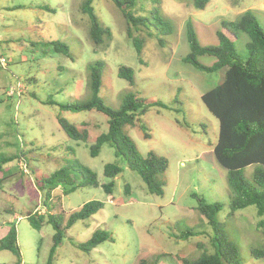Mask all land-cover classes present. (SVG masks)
Listing matches in <instances>:
<instances>
[{
    "label": "rangeland",
    "instance_id": "374dc122",
    "mask_svg": "<svg viewBox=\"0 0 264 264\" xmlns=\"http://www.w3.org/2000/svg\"><path fill=\"white\" fill-rule=\"evenodd\" d=\"M84 1L0 0V157H18L0 172V237L8 224L15 225L22 264H48L56 230L47 223L43 194L48 190H41L42 180L69 168L77 188L58 186L50 192L51 213L61 217L62 226L88 202L100 201L104 207L66 230L53 264H183V259H197L204 247L208 252L211 247L204 233L210 228L197 210L194 195L224 205L218 218L226 223L244 264H264V259L252 255L264 239V224L257 228L261 219L255 207L228 218V172L213 152L219 120L202 101V95L217 86L221 77L199 72L183 61L190 51L188 23L203 46L215 45L222 21L238 20L248 10L264 29V0H211L205 10H196L191 0H137L131 9L134 14L153 18L151 12L159 8L173 25L171 33L154 29L153 37L142 29H132L130 34L112 0H95L96 14L112 33L98 47L89 37L90 19L81 10ZM134 38L143 40L140 57ZM159 38L166 41L164 46ZM248 40L246 34L235 39L243 58L248 54ZM50 41L65 43L71 56L47 46ZM201 60L207 65L215 61L213 57ZM96 61L105 63L100 96L107 105L120 108L126 94L134 91L148 103L159 101L167 106L149 107L127 129L143 157L154 151L168 160L163 195L150 193L140 174L118 158L110 145L104 144L99 155H91V146L109 129L107 115L61 109L91 98L88 69ZM121 65L134 69V85L118 76ZM59 117L76 126L88 122V140L69 138ZM109 163L124 169L113 179L111 194L103 187L111 181L104 174ZM80 166L97 174L98 186L84 184ZM254 170V166L245 169L248 180ZM30 213L37 218L43 215L47 224L37 230L28 219ZM191 228L200 233L179 238ZM97 230L108 231L111 239L92 250L82 249L81 244ZM16 263L11 251H0V264Z\"/></svg>",
    "mask_w": 264,
    "mask_h": 264
},
{
    "label": "trees",
    "instance_id": "16d2710c",
    "mask_svg": "<svg viewBox=\"0 0 264 264\" xmlns=\"http://www.w3.org/2000/svg\"><path fill=\"white\" fill-rule=\"evenodd\" d=\"M94 1L85 0L81 10L90 19L89 37L94 46L98 47L112 33L102 24L96 14ZM136 1L112 0L125 17L130 34L132 29L146 30L151 37L154 36L156 28L161 33L173 31L172 23L161 14L159 8H155L151 12L153 18L148 15L134 14L131 9L135 6ZM210 1L191 0L196 10H205ZM241 34H246L249 38L246 43L248 53L246 58L241 57L235 46V39H238ZM217 38V44L203 46L193 24L188 23L187 40L190 51L183 61L199 72L217 74L219 78L221 77L217 86L202 95V101L219 120V138L213 152L217 163L228 172L227 180L231 190L228 218L233 217L238 211L254 206L257 217L261 219L257 223V228L260 229L264 224V29L256 15L248 10L238 20L222 21L221 28L217 31ZM165 42L163 38H159L161 46H164ZM133 43L140 57L143 40L134 38ZM46 45H53L56 52L71 56L70 49L65 43L50 41L46 42ZM206 57L215 59L212 65H207L201 60ZM104 69L103 61L89 64L91 98L86 101L77 100L62 105L61 109L73 112L96 110L107 115L109 129L106 133L99 135L95 144L91 146V155L94 157L99 155L104 144L110 145L114 148L118 158L124 160L131 170L140 174L150 193L163 195L164 174L168 168V160L154 151H150L146 157H143L127 129L134 126L138 116L144 115L149 107L165 108L167 106L159 101L148 103L145 98L134 91L126 94L120 108L107 105L100 96ZM118 76L127 80L131 86L135 84V71L132 67L121 65L118 69ZM58 122L72 140L82 142L88 140L89 132L86 128L88 122L76 126L63 117H59ZM147 137L148 134H146ZM17 158V156L0 157V172L3 171V165ZM250 166H254L255 170L252 179L248 180L245 169ZM78 170L85 180L84 184L99 185L97 174L91 169L80 166ZM123 170L117 163L105 165L104 174L111 179L109 183L103 185L108 194L112 193L113 179L118 177ZM2 179L3 177H0V186ZM66 185L72 186L73 190L77 188L69 168L57 170L42 180L41 190H48L43 194V205L48 213L47 223L52 224L56 230L48 264L54 263L56 250L62 243L66 230L78 221L93 217L104 207V203L100 201L88 202L78 211L72 213L67 225L63 227L61 217L51 213L53 206L51 205L50 192L58 186ZM127 189H129L128 186ZM194 196L198 199L197 210L200 216L207 220V225L210 228V231L204 233L209 239L211 252H208L204 247L202 254L197 259H183V264H244L238 245L230 239L227 233L226 223L218 218L224 205L220 202L207 203L197 195ZM28 219L37 230H41L46 223L43 215L37 218L30 213ZM8 225L5 235L0 237V251H11L17 257L16 264H22L17 228L15 225ZM197 232L200 233L195 228H191L179 238L188 239L190 236L196 235ZM108 239H111L108 231L97 230L85 244H81V248L92 250ZM252 255L255 259H264V239L260 247L252 249ZM145 263L143 261L141 264Z\"/></svg>",
    "mask_w": 264,
    "mask_h": 264
},
{
    "label": "built area",
    "instance_id": "2783aa9c",
    "mask_svg": "<svg viewBox=\"0 0 264 264\" xmlns=\"http://www.w3.org/2000/svg\"><path fill=\"white\" fill-rule=\"evenodd\" d=\"M1 61H2V64H3V65L6 64V59H5V58H2Z\"/></svg>",
    "mask_w": 264,
    "mask_h": 264
}]
</instances>
